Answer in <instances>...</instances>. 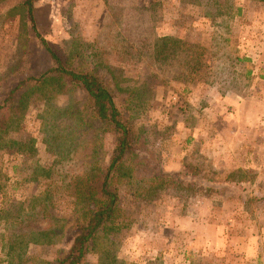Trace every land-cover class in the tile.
Here are the masks:
<instances>
[{
	"label": "rangeland",
	"instance_id": "obj_1",
	"mask_svg": "<svg viewBox=\"0 0 264 264\" xmlns=\"http://www.w3.org/2000/svg\"><path fill=\"white\" fill-rule=\"evenodd\" d=\"M22 2L0 0V103L19 80L53 66L29 22L22 30L19 15L6 16ZM34 19L62 62L107 80L136 152L172 178L148 199L120 183L126 227L100 237L87 260L110 250L121 264H264V1L38 0ZM163 37L193 48L170 46L158 59ZM83 103L64 89L31 95L19 130L5 137L0 264L18 256L56 264L68 250L71 180L104 162L110 146ZM48 213L59 227L41 221Z\"/></svg>",
	"mask_w": 264,
	"mask_h": 264
},
{
	"label": "trees",
	"instance_id": "obj_2",
	"mask_svg": "<svg viewBox=\"0 0 264 264\" xmlns=\"http://www.w3.org/2000/svg\"><path fill=\"white\" fill-rule=\"evenodd\" d=\"M37 1L23 0L20 5L8 10L6 16L19 15L22 30L26 29L29 22L32 33L39 39L53 66L37 77L29 76L19 80L0 103V149L8 133L19 130L24 112L29 107L31 95L39 94L45 99L47 94L58 89L71 93L81 92L84 95L83 107L90 114V118L99 124L103 134L110 138V146L104 162L93 163L87 172L74 176L71 180L72 210L69 216L70 221L73 222L72 240L68 250L56 264H121L110 250L98 256L95 263L87 260L89 255L99 250L100 237L113 235L126 227V224L119 221V184L124 182L126 186L134 188V192L130 191L132 194L148 199L155 196V193L172 178L162 173L154 174L145 164L146 155L136 152L137 137L134 136L130 116L121 110L114 94L106 84L107 80H103L95 71H87L76 66L72 60L68 63L62 62L40 36L34 19ZM154 46L158 59L168 58L170 53L167 51L171 49L170 46L174 50L176 47L184 46L193 48V45L171 37L157 39ZM199 61V58H195L194 64L197 65ZM242 61L237 60L238 63ZM195 69L196 67H192V70ZM249 74L248 71L247 75ZM109 76L113 82L116 81L112 72ZM121 91L126 92L119 88L118 92ZM130 95L131 103L137 101L140 104L139 95L142 96V93H137V90L133 89ZM70 120L74 121V118ZM238 181H244V179L239 177ZM49 214H45L41 221L53 220L54 227H59L60 219ZM31 218L33 216H29L28 219ZM38 231L43 232L42 229ZM108 243L112 242L108 241ZM13 249L14 246H10L8 254H11ZM10 263L25 264V260L18 256L16 260L10 258Z\"/></svg>",
	"mask_w": 264,
	"mask_h": 264
}]
</instances>
